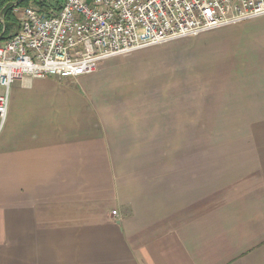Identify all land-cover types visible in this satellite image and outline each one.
I'll use <instances>...</instances> for the list:
<instances>
[{"label": "crops", "instance_id": "crops-1", "mask_svg": "<svg viewBox=\"0 0 264 264\" xmlns=\"http://www.w3.org/2000/svg\"><path fill=\"white\" fill-rule=\"evenodd\" d=\"M106 75L11 87L0 264H264V102L240 148L149 151L148 115L170 110L99 98ZM249 87L264 98V71Z\"/></svg>", "mask_w": 264, "mask_h": 264}, {"label": "rangeland", "instance_id": "rangeland-1", "mask_svg": "<svg viewBox=\"0 0 264 264\" xmlns=\"http://www.w3.org/2000/svg\"><path fill=\"white\" fill-rule=\"evenodd\" d=\"M28 5L35 7L32 2ZM105 62L106 67L99 63L93 72L81 75L106 71L103 85L94 90L99 98L170 110L165 119L148 115L144 129L149 151L221 154L242 147L237 140L250 130L245 122L260 114L255 108L264 102L258 90L249 87L250 79L264 71V15L109 57ZM70 78L78 76L54 77L59 84L78 86ZM18 82L11 84L9 99L11 87ZM142 130L139 139L144 138ZM138 144L139 150L146 149ZM138 144L134 143L135 150ZM139 163L135 165L146 166V160Z\"/></svg>", "mask_w": 264, "mask_h": 264}, {"label": "built area", "instance_id": "built-area-1", "mask_svg": "<svg viewBox=\"0 0 264 264\" xmlns=\"http://www.w3.org/2000/svg\"><path fill=\"white\" fill-rule=\"evenodd\" d=\"M13 13L15 32L0 30V127L17 80L89 74L103 59L264 15V0H62L50 15Z\"/></svg>", "mask_w": 264, "mask_h": 264}, {"label": "trees", "instance_id": "trees-1", "mask_svg": "<svg viewBox=\"0 0 264 264\" xmlns=\"http://www.w3.org/2000/svg\"><path fill=\"white\" fill-rule=\"evenodd\" d=\"M32 2L35 8L47 15L58 11L61 7L62 0H0V15L2 23H0V30L2 38H6L15 32L17 25V18L13 13L14 6H25Z\"/></svg>", "mask_w": 264, "mask_h": 264}]
</instances>
